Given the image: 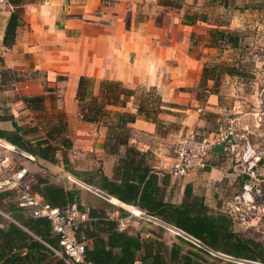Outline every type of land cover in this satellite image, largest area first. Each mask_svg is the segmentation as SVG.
Here are the masks:
<instances>
[{"label":"crops","instance_id":"crops-1","mask_svg":"<svg viewBox=\"0 0 264 264\" xmlns=\"http://www.w3.org/2000/svg\"><path fill=\"white\" fill-rule=\"evenodd\" d=\"M14 10L22 22L14 43L7 47L2 41ZM247 35H264V0H8L0 4V135L34 146L47 130L58 128L48 141L54 147L49 158L32 153L34 160L17 159L15 167L26 165L28 183L43 191L54 206L75 203L83 230H92L94 224L100 228L116 224L119 231L139 235L144 245L165 259L173 245L174 252H191L202 264L236 259L197 236L209 240L217 234L219 241L227 230L236 232L232 205L225 199L220 202L222 187L215 184L236 176L230 161L243 147L240 138L246 132L238 135L232 130L234 141L225 145L224 153L208 152L204 169L178 176L168 167L181 137L216 135L213 145L220 143L239 118L229 113L253 112L251 86L256 80L242 82L218 66L238 65L236 57L245 45L241 40ZM80 76L91 80L90 96L98 94L100 82L106 79L134 90L124 106L115 107L118 110L134 113L143 103L146 111L129 124L126 145L116 146L107 139L104 124L79 115L75 92ZM240 82L251 88L246 94L250 100L232 98L238 90L233 86ZM39 94L45 96L39 109L22 100ZM126 146L135 152L127 153ZM126 205L167 224L184 225L205 247L171 234L159 222L126 219ZM0 208L15 220L0 214V264H64L44 239L30 231L28 225L51 237L28 211L16 206L13 192H0ZM120 220L126 221L123 226ZM90 244L88 238L86 245ZM141 252L145 253L143 247Z\"/></svg>","mask_w":264,"mask_h":264},{"label":"trees","instance_id":"trees-1","mask_svg":"<svg viewBox=\"0 0 264 264\" xmlns=\"http://www.w3.org/2000/svg\"><path fill=\"white\" fill-rule=\"evenodd\" d=\"M21 22L19 13L17 10H14L10 14L6 23L2 41L5 46H12L15 40L16 28ZM215 69H217V67H215L214 70ZM90 83L91 80L88 77L80 76L78 79L75 97L78 100L79 115L83 120L104 124L108 129L107 139L114 141L116 146L118 144L126 145L130 135L129 124L134 122L138 114L146 111L143 103L138 105L137 111L134 113L125 110H118L115 107L124 106L125 101L134 94V90L124 87L120 82L106 79L100 82L98 94L96 96H90ZM200 86L204 87L205 83L200 84ZM44 99L45 96L43 94L22 97L24 103L33 106L35 109H39L43 106ZM107 106H112L114 108L108 109ZM146 116H149V114H146ZM57 130L58 128L47 130L45 138L38 140L34 146H22L19 143L20 140L18 138L5 139L17 144L31 154L34 153L39 157L49 158V153L54 151V147L48 141L49 138L52 137V133L57 132ZM0 137L3 136L0 135ZM125 149L127 153L135 152L134 148L130 146H126ZM34 190L41 192L46 198L43 191L39 189ZM46 200L49 201L47 198ZM49 202L52 203L51 201ZM33 219L36 222H40L45 231H50L47 220L43 218ZM24 224L26 226L28 225V223ZM174 226L190 234L187 227L184 225L174 224ZM28 228L36 235H39L47 243L57 245L55 237L51 236L50 238H45L41 229L32 225H28ZM83 231L86 238L91 240L90 246L86 245L87 258L96 264H133L135 260H139L141 264H202L199 262L201 258L191 252L183 254L180 252H174V245L171 247V254L168 259L160 258L156 253H153L151 247L144 245L141 242L139 235L119 231L116 229V224H113L108 228H100L98 225L94 224L92 230L84 229ZM100 231H107V234L103 236L100 234ZM210 236L209 240H205V237L202 235H198L197 237L203 239L205 245L220 250L236 259L245 258L251 261L264 263V255H262V252L260 251L261 244L259 242L250 238H242L236 232H231L229 230H227L225 235L221 236L219 241L216 239L217 234ZM142 247L145 250V253L141 252ZM228 263L239 264L230 261Z\"/></svg>","mask_w":264,"mask_h":264},{"label":"built area","instance_id":"built-area-1","mask_svg":"<svg viewBox=\"0 0 264 264\" xmlns=\"http://www.w3.org/2000/svg\"><path fill=\"white\" fill-rule=\"evenodd\" d=\"M7 1L8 0H0V4ZM263 103L264 94L263 92H258L253 106V112L251 113L252 121L254 119L253 116H257L256 121H261L264 115ZM228 133L232 134V131L229 130L225 133L222 139H224ZM213 143L214 139L207 136L197 137L194 133L181 137L176 143L175 154L168 167L169 173L183 176L191 170L204 169L207 165L206 155L211 151ZM260 154L261 153L258 152L249 141H246L241 149L235 150L236 163L233 167L234 172L236 175L245 178L241 186L242 191L236 198H238L239 202L251 206L254 204L255 199L262 195L261 187L257 182L259 175L257 167ZM17 159L34 160L35 157L17 144L0 137V192H13L15 203L18 208L28 211L31 218H43L47 220L51 236L56 238L57 245L47 242L44 243L57 258L64 262V264H96L87 258V238L84 231L80 228L79 212L76 204L72 203L64 206L52 205L41 192L34 190L28 183L27 166L20 163L18 167H15V160ZM231 208L233 211L239 209L237 205L231 206ZM125 209L128 211L126 219L137 216L140 219L159 222L164 225L166 229L173 231L193 245L205 247L202 242L192 235L187 234L176 226L165 223L161 218L151 216L135 205H126ZM0 214L9 220L15 221L11 213L6 209L0 208ZM124 222L120 220L119 226H123ZM37 238L40 239L39 237ZM236 260L244 264H264L258 261ZM133 264L141 263L139 260H135Z\"/></svg>","mask_w":264,"mask_h":264},{"label":"rangeland","instance_id":"rangeland-1","mask_svg":"<svg viewBox=\"0 0 264 264\" xmlns=\"http://www.w3.org/2000/svg\"><path fill=\"white\" fill-rule=\"evenodd\" d=\"M242 44H245L240 52L238 53V56L236 59H238V65L237 66H227L224 64H219V69L221 72H226L230 75L237 76L239 80L244 82L246 79H255L256 84L253 83L251 88L248 86V84L244 83H235L233 88H238L236 95L232 98L234 100H243L246 101L248 98L246 94L250 91L253 92L252 101L256 99L258 92H263L264 94V35H251V36H243L241 40ZM251 44V45H250ZM251 46V49L249 47ZM256 46V47H255ZM248 48V49H246ZM242 60V61H240ZM256 60V62H255ZM254 61V62H253ZM254 63H257V66L255 67ZM239 77H242L239 78ZM254 90V91H253ZM257 93L255 94V92ZM141 91H137L136 94H140ZM151 94H157L155 92H151ZM152 101L156 100V96H151ZM250 100V98H248ZM263 109H264V103H263ZM231 117L237 116L239 117L235 121H233L232 128H228V131H232L234 133H238V135L243 134L246 132V136H242L241 144L243 145L246 141H249L253 144V146L256 148L258 152H260V160L257 167L258 172V184L261 187L262 195L257 197L255 199L254 204L247 205L243 202H239L238 198L236 196L241 193L242 191V183L245 181L244 177L241 176H231L229 178H226V181L223 182V179H220L216 181L215 185H220L222 187V194H220V202L225 199L226 202L229 203L228 206H234L237 205L239 209L237 211H231V214L233 215V219L235 221V230L236 233L248 238H252L255 241L259 242L261 244V252L262 255H264V115L262 116V119L260 122L256 121L257 116H253V121L251 119V115L248 113L240 112L235 115V113H229ZM230 117V116H226ZM225 121L221 119L220 123L223 124V127H225ZM225 125V126H224ZM230 126V124H228ZM214 129V126L213 128ZM218 133V132H217ZM197 137H202L201 134H195ZM216 138V135L211 136V139ZM236 157H232V160L230 161L231 164L235 165ZM232 168L230 167L229 170ZM225 192V193H224ZM224 195V197H222ZM131 221L135 220L137 222H144L145 224L148 223L146 221L147 219H140L137 216H133L130 218ZM151 224V223H150ZM153 225V223L151 224ZM163 228V227H162ZM165 229V228H164ZM168 232H170L173 235L175 234L173 231H170L169 229H165ZM227 260L220 259L219 262L221 264H225L227 261H237L234 258H226ZM215 263V262H214ZM217 264V263H216Z\"/></svg>","mask_w":264,"mask_h":264},{"label":"water","instance_id":"water-1","mask_svg":"<svg viewBox=\"0 0 264 264\" xmlns=\"http://www.w3.org/2000/svg\"><path fill=\"white\" fill-rule=\"evenodd\" d=\"M232 142L233 141V137L231 133H228L225 138L222 140V142L214 144L211 147V151L213 152H218V153H224L225 149L224 146L226 145L227 142Z\"/></svg>","mask_w":264,"mask_h":264}]
</instances>
